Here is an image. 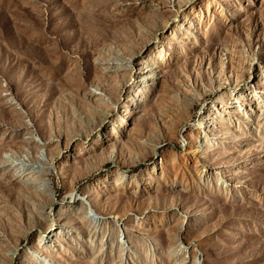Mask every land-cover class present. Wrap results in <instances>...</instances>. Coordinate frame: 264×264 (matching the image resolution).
Masks as SVG:
<instances>
[{
	"label": "rangeland",
	"instance_id": "obj_1",
	"mask_svg": "<svg viewBox=\"0 0 264 264\" xmlns=\"http://www.w3.org/2000/svg\"><path fill=\"white\" fill-rule=\"evenodd\" d=\"M34 249L264 264V0H0V264Z\"/></svg>",
	"mask_w": 264,
	"mask_h": 264
},
{
	"label": "bare ground",
	"instance_id": "obj_2",
	"mask_svg": "<svg viewBox=\"0 0 264 264\" xmlns=\"http://www.w3.org/2000/svg\"><path fill=\"white\" fill-rule=\"evenodd\" d=\"M111 65H112V67H117V64L116 63H111ZM238 73V72H237ZM249 77V76H248ZM248 80H250V79H248ZM104 119H105V117L102 119V123L104 122ZM101 123V125L100 126H103V124ZM110 125H112V126H114V124L112 123V124H110ZM98 127V130H101V127ZM113 132H117V130L114 128L113 129ZM97 138L98 139H102L103 138V135L101 134V135H99V136H97ZM72 197V196H71ZM89 207L90 206H86L85 207V214L86 215H92V214H90L89 213ZM94 215H96L95 213H94ZM49 218H50V216H49ZM57 235V230H56V228L54 227V224H52V221H51V219H50V221H49V225H48V228L47 229H44V230H41V232L40 233H38V240H39V244L40 245H46V244H48L49 243V241L54 237V236H56ZM15 249L16 248H13L10 252H9V258H10V261L14 258V260H15V256H16V254H15ZM31 254H33L34 256H35V258H38L40 261H41V263L42 264H47L48 262L47 261H49L48 259H46L45 257H44V255L42 254V253H40V252H38L37 250H35L34 249V253H31ZM10 264V263H9Z\"/></svg>",
	"mask_w": 264,
	"mask_h": 264
},
{
	"label": "water",
	"instance_id": "obj_3",
	"mask_svg": "<svg viewBox=\"0 0 264 264\" xmlns=\"http://www.w3.org/2000/svg\"><path fill=\"white\" fill-rule=\"evenodd\" d=\"M89 210H90L89 213L94 215V211L91 207H89Z\"/></svg>",
	"mask_w": 264,
	"mask_h": 264
}]
</instances>
